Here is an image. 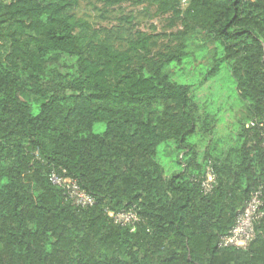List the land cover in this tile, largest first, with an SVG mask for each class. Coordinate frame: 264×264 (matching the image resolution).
Segmentation results:
<instances>
[{"label":"trees","instance_id":"obj_1","mask_svg":"<svg viewBox=\"0 0 264 264\" xmlns=\"http://www.w3.org/2000/svg\"><path fill=\"white\" fill-rule=\"evenodd\" d=\"M94 1L154 4L183 40L153 57L148 34L119 48L75 14L79 0H0V264H264V0ZM189 32L218 44L207 74L225 65L244 101L222 145L217 116L167 69L193 53ZM169 140L183 150L166 174L156 155ZM53 171L94 203L73 205ZM257 189L254 238L220 246ZM128 209L131 226L109 215Z\"/></svg>","mask_w":264,"mask_h":264},{"label":"rangeland","instance_id":"obj_2","mask_svg":"<svg viewBox=\"0 0 264 264\" xmlns=\"http://www.w3.org/2000/svg\"><path fill=\"white\" fill-rule=\"evenodd\" d=\"M75 14L93 26L112 30L119 48L124 44L120 39L122 36H131L135 30L148 34L150 56L153 57L174 50L183 40V36L177 35L183 29L180 20L170 14L159 13L154 4L123 2L105 6L94 0H79ZM187 36V49L193 53L181 63H170L167 69L173 80L192 84L195 87L194 95L201 106L217 116L218 125L214 130V137L220 141L219 145H222L221 143H227L233 136L238 118L244 110V101L239 97L234 79L225 65H220L216 74H207L214 65L215 57L220 55L218 44L215 43L213 49V42L206 41L203 35L197 32H189ZM201 44L204 46L198 48ZM103 128V123L96 122L92 130L101 132ZM204 139L205 135L201 130L191 138L198 143ZM182 150L175 147L172 140L158 146L156 159L164 167V173L168 174L181 167L178 159Z\"/></svg>","mask_w":264,"mask_h":264},{"label":"built area","instance_id":"obj_3","mask_svg":"<svg viewBox=\"0 0 264 264\" xmlns=\"http://www.w3.org/2000/svg\"><path fill=\"white\" fill-rule=\"evenodd\" d=\"M50 180L64 190L73 205L82 208L94 203V197L80 187L76 179L62 174L59 175L53 171L50 174ZM213 181L214 178L211 173H207V177L202 182V187L205 192L211 189ZM262 203V192L260 189H257L251 194L244 207L238 212L229 231L220 236L219 245L223 247H245L255 236V223L262 216ZM109 215L113 217L115 222L122 225L131 226L138 220L135 211L132 209L121 210L116 214L109 213Z\"/></svg>","mask_w":264,"mask_h":264}]
</instances>
